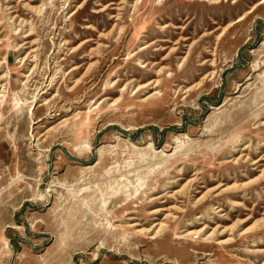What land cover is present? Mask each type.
<instances>
[{
  "label": "rangeland",
  "instance_id": "1",
  "mask_svg": "<svg viewBox=\"0 0 264 264\" xmlns=\"http://www.w3.org/2000/svg\"><path fill=\"white\" fill-rule=\"evenodd\" d=\"M0 41V264H263L264 0H0Z\"/></svg>",
  "mask_w": 264,
  "mask_h": 264
},
{
  "label": "bare ground",
  "instance_id": "2",
  "mask_svg": "<svg viewBox=\"0 0 264 264\" xmlns=\"http://www.w3.org/2000/svg\"><path fill=\"white\" fill-rule=\"evenodd\" d=\"M38 1V0H37ZM9 2V1H8ZM79 2V1H78ZM12 7V6H11ZM66 7V6H65ZM133 8V7H132ZM12 17V16H11ZM87 21V20H86ZM24 23V22H23ZM166 24V23H165ZM16 26V25H15ZM20 27V26H19ZM17 30H18V28H17ZM30 30V29H29ZM24 31H26V30H24ZM26 39V38H25ZM1 42V41H0ZM6 43V42H5ZM26 45V44H25ZM65 49V48H64ZM22 50H24V49H22ZM36 55V54H35ZM20 56V55H19ZM25 59V57L22 59V60H24ZM181 62V61H180ZM142 63V62H141ZM151 64H152V62H151ZM27 73V72H26ZM155 76V75H154ZM3 78H2V76H0V82H1V80H2ZM78 79L75 81V83L77 84L78 83ZM203 81V80H202ZM111 83V82H110ZM0 87L1 88H3L2 90H1V92H4V91H6V86H5V84H3V83H0ZM191 88H188V90H190ZM48 90V89H47ZM149 90V89H148ZM178 90V89H177ZM44 92V91H43ZM157 94V92H153V93H151L150 95H148L146 98H144V100H146V99H148V98H150V97H153V96H155ZM3 95H5V93H3V94H0V96H3ZM146 95V94H145ZM98 100V99H97ZM21 101V100H20ZM38 101H41V100H38ZM78 101V100H77ZM17 103V102H16ZM31 109H32V107H31ZM80 109V108H79ZM32 111V110H31ZM52 117V116H51ZM40 119V118H39ZM50 124V123H49ZM15 128V127H14ZM34 136V135H33ZM32 136V137H33ZM247 143V142H246ZM245 144V143H244ZM75 149H78V148H75ZM246 150V149H245ZM233 151V150H232ZM237 155V154H236ZM249 155V154H248ZM244 158V157H243ZM254 159V158H253ZM261 159H263V157H261V158H259V159H257V160H255V162L257 163V161H260ZM251 161V160H250ZM183 164V163H182ZM176 168V167H175ZM181 169V168H180ZM193 177V176H192ZM220 180V179H219ZM133 182L131 181V180H128V183H126L123 187H124V189H123V187H121L120 189H114L113 190V193L115 194V193H117L119 190H122L123 189V191H126L127 189H130V187H131V184H132ZM194 185V184H193ZM74 186V185H73ZM166 187V186H165ZM72 188V187H71ZM87 187H82L80 190L82 191V190H84V189H86ZM136 188V191L138 190V188L137 187H135ZM73 189V188H72ZM171 192V191H170ZM43 194V193H42ZM80 193L79 192H73V197H77L78 195H79ZM174 195V194H173ZM239 195V194H238ZM248 195V194H247ZM199 200V199H198ZM197 200V201H198ZM239 202V201H238ZM107 202H106V200L104 199V204H106ZM221 207V206H220ZM160 207H158V209H155V210H153L152 212L153 213H157V212H159L160 211V209H167V208H165V207H163V208H160ZM217 208V207H216ZM197 214V213H196ZM129 215V214H128ZM134 215V214H133ZM130 216V215H129ZM131 218H134L133 216H130V219ZM158 218V217H157ZM177 219V215H175V214H172V213H167L166 215H165V217H164V219H162V220H159V221H153V225H151L152 227H147V228H137L136 229V231L137 232H139V233H142V234H146L147 232H149V231H153V233L152 234H150L151 236H150V238H152V239H158L162 234H164V232L170 227V224H169V222L170 221H175ZM261 219H263V218H261ZM260 219V220H261ZM197 220V219H196ZM191 221V220H190ZM259 221V220H258ZM150 222V221H149ZM237 221H235L234 223H236ZM108 223H109V225H107V226H104V229H106V230H108V229H117V226L118 225H115L112 221H108ZM194 223V222H193ZM233 223V224H234ZM137 225H139V222L138 221H134V222H129L128 223V226H130V227H132V228H135V227H137ZM146 225V224H145ZM204 225V224H203ZM218 225V224H217ZM202 226V225H201ZM230 226V225H229ZM229 226H227V227H229ZM231 226H233V225H231ZM145 227V226H144ZM194 228V227H193ZM206 228V225L203 227H199V229H190V230H187V232H182V233H176L177 235H176V237L177 238H185V237H198V236H200V234L202 233V231H204V229ZM248 229H249V227H247ZM247 228H246V230H247ZM213 229V228H212ZM245 229V228H244ZM221 230V229H220ZM217 231H218V228H214L212 231H210L209 233H206L205 235H204V240H206V241H208V242H211L212 241V239L214 238V236H215V234L217 233ZM241 231L242 230H240V233H241ZM230 236L228 235V238H223V239H220L219 238V240L216 242L217 244H227V243H229L230 242V239L231 238H229ZM231 237H234V236H231ZM101 243H104L103 241H101ZM256 264V263H255ZM263 264H264V262H263Z\"/></svg>",
  "mask_w": 264,
  "mask_h": 264
}]
</instances>
